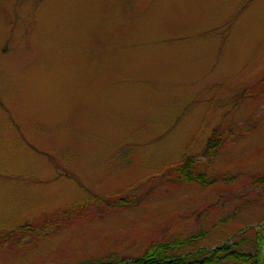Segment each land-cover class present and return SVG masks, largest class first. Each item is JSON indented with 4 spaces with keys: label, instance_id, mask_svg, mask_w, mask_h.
I'll use <instances>...</instances> for the list:
<instances>
[{
    "label": "rangeland",
    "instance_id": "1",
    "mask_svg": "<svg viewBox=\"0 0 264 264\" xmlns=\"http://www.w3.org/2000/svg\"><path fill=\"white\" fill-rule=\"evenodd\" d=\"M254 114L212 174L264 173V0H0V237L52 220L47 238L0 240V264L131 260L201 231L206 248L252 239L263 202L213 226L254 197L246 179L169 174Z\"/></svg>",
    "mask_w": 264,
    "mask_h": 264
},
{
    "label": "trees",
    "instance_id": "2",
    "mask_svg": "<svg viewBox=\"0 0 264 264\" xmlns=\"http://www.w3.org/2000/svg\"><path fill=\"white\" fill-rule=\"evenodd\" d=\"M261 120V115L254 114L243 125L225 123L224 125L215 126L206 140L204 149L200 153L197 155L185 154L179 164L170 167L174 171V174H169L170 177L179 180V182L196 183L206 187H213L219 183H237L239 181L237 180L238 178L247 180L248 185L251 187L250 190L255 192L254 197L238 203L225 215L219 216L218 220L213 224L214 227L235 220L244 208L252 203H264L263 172L248 173L239 171L237 174L230 172L212 174L210 170L220 155L221 148L228 141L233 140L236 133L241 136V134L252 129L253 123L257 124ZM219 202L223 201L220 199ZM107 204L110 206L126 205L125 199L120 200L119 204L110 201ZM82 207L84 206H81V202L72 203L65 209L64 213H68L73 217L79 214L78 210ZM51 222L52 220L49 221V216H46L40 223L19 225L0 237V240L13 241L20 247L28 244L22 243L21 236L31 235L34 238H47L52 232L50 227L47 230V227L52 225ZM253 229H255V235L252 239L247 234L243 235L244 230H241L235 236H232L231 239L228 238L222 244L213 248H206L200 245L199 240L206 235V231H201L186 238L177 237L168 242L150 246L140 256L133 257L131 260L128 258L120 260L106 259L77 264H264V225L258 224ZM249 240L254 244L253 251L243 249V245Z\"/></svg>",
    "mask_w": 264,
    "mask_h": 264
}]
</instances>
